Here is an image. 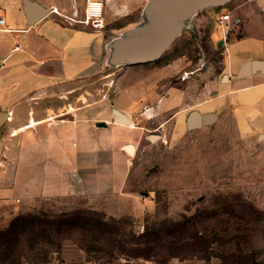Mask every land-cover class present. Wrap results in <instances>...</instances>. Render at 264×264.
I'll return each mask as SVG.
<instances>
[{
    "label": "rangeland",
    "instance_id": "1",
    "mask_svg": "<svg viewBox=\"0 0 264 264\" xmlns=\"http://www.w3.org/2000/svg\"><path fill=\"white\" fill-rule=\"evenodd\" d=\"M242 1L189 18L158 58L125 67V81L111 84L123 68L106 69L90 86L65 94L75 97L92 90L100 96L113 85L112 96L125 102L158 97L154 93L163 96L164 111L181 92L175 88L183 89L169 122L158 109L153 114L141 107L130 114L137 129H128L126 140L134 152L124 153L128 201L122 216H108L101 205L85 198L42 201L29 212L36 220L33 225L27 222L11 233L9 223H0V264H51L68 249L80 250L97 264L122 259L264 264V85L239 91L236 98V75L231 71L237 68L235 58L249 54L248 42L229 49L231 73L225 46L218 44L224 33L218 25L221 14L230 16L226 43L247 35L249 27L264 37V13L254 3L252 8L245 3L252 17L239 15ZM148 2L128 8L129 20L139 21L140 29L147 23ZM130 85L135 91L128 94ZM207 86L208 95H201ZM216 95L221 96L213 101ZM182 100L208 102L189 107ZM190 111L212 113L216 119L189 129L185 118Z\"/></svg>",
    "mask_w": 264,
    "mask_h": 264
},
{
    "label": "crops",
    "instance_id": "2",
    "mask_svg": "<svg viewBox=\"0 0 264 264\" xmlns=\"http://www.w3.org/2000/svg\"><path fill=\"white\" fill-rule=\"evenodd\" d=\"M102 1V25L94 28L82 23L85 0H0L4 21L0 25V114L4 115L0 121V223L28 214L42 201L56 199L85 198L94 206L101 205L108 216H122L128 201L124 153H129L124 146L128 145V129H137L132 127L130 114L141 107L153 114L158 109V113L167 114L165 122H169L177 113L173 110L180 104L182 88H175L181 92L164 111L163 96L154 93L158 97L141 96L125 102L112 96L113 85L100 96L92 90L81 96L65 95L82 85L90 86L100 71L123 68L111 81L114 84L126 80L127 67L144 66L126 62L134 53V32L139 26V21L129 20L128 8L148 0ZM245 3L250 4L248 8L254 3L264 13V0H244L238 5L239 15H253ZM120 9L123 12L117 13ZM33 10L42 12L35 22L30 15ZM248 31L245 36L218 43L225 46L223 55L230 72L229 49L248 42L249 54L235 58L237 68L231 69L236 75V98L239 91L264 85L260 71L237 76L244 63L264 62V37L255 27ZM134 87L128 86V94ZM209 88L200 94L208 95ZM207 102L181 101L189 107ZM113 110L129 123L118 122ZM68 250L51 264H97L78 249ZM123 260L111 264H149L140 259Z\"/></svg>",
    "mask_w": 264,
    "mask_h": 264
},
{
    "label": "water",
    "instance_id": "3",
    "mask_svg": "<svg viewBox=\"0 0 264 264\" xmlns=\"http://www.w3.org/2000/svg\"><path fill=\"white\" fill-rule=\"evenodd\" d=\"M233 0H149L146 16L147 23L140 29L135 30L134 34L137 37L134 53L130 55L129 60L126 61L128 65L146 64L160 56V54L172 43L174 38L180 33V29L185 21L197 13L210 8H221ZM26 7L32 10V6L26 4ZM112 9L114 7L112 6ZM123 10H117V13H122ZM31 20L37 21L42 12L33 10ZM220 45V44H219ZM260 71L264 74V62L251 61L242 65L238 71V77H246ZM225 79V76L223 77ZM118 122L128 124L126 117L113 110ZM0 114V121L3 119ZM216 116L212 113L199 114L196 111H191L186 119V127L197 128L203 124L214 121ZM103 125V124H101ZM155 138L154 136H150ZM130 145L124 146V149L129 148ZM130 153V152H129Z\"/></svg>",
    "mask_w": 264,
    "mask_h": 264
},
{
    "label": "built area",
    "instance_id": "4",
    "mask_svg": "<svg viewBox=\"0 0 264 264\" xmlns=\"http://www.w3.org/2000/svg\"><path fill=\"white\" fill-rule=\"evenodd\" d=\"M102 7L103 1L102 0H85V7H84V19L82 23L90 24L92 27H100L102 25ZM3 19L0 17V25L3 24ZM229 23H230V16L228 14H221L218 17V25L219 28L223 27V41L226 39V35L229 31Z\"/></svg>",
    "mask_w": 264,
    "mask_h": 264
},
{
    "label": "trees",
    "instance_id": "5",
    "mask_svg": "<svg viewBox=\"0 0 264 264\" xmlns=\"http://www.w3.org/2000/svg\"><path fill=\"white\" fill-rule=\"evenodd\" d=\"M210 9H216V8H210ZM34 221L36 220L33 216L30 215V213L16 216L9 222L7 226V231H10L11 233L15 232V230L18 228L20 229L25 228L27 225V222L33 225ZM107 264H110V263L108 262Z\"/></svg>",
    "mask_w": 264,
    "mask_h": 264
},
{
    "label": "bare ground",
    "instance_id": "6",
    "mask_svg": "<svg viewBox=\"0 0 264 264\" xmlns=\"http://www.w3.org/2000/svg\"><path fill=\"white\" fill-rule=\"evenodd\" d=\"M225 79H226V78H225ZM151 139H153V138H151ZM133 148H134V147L130 145V147H129V148H126V150L128 151V153L130 152L129 154H132V152H133Z\"/></svg>",
    "mask_w": 264,
    "mask_h": 264
},
{
    "label": "flooded vegetation",
    "instance_id": "7",
    "mask_svg": "<svg viewBox=\"0 0 264 264\" xmlns=\"http://www.w3.org/2000/svg\"><path fill=\"white\" fill-rule=\"evenodd\" d=\"M183 80H184V79H183ZM133 152H134V148H133ZM133 152H132V153H133Z\"/></svg>",
    "mask_w": 264,
    "mask_h": 264
}]
</instances>
